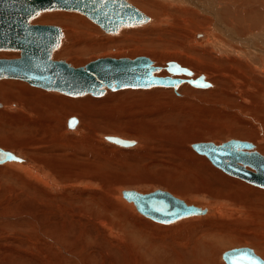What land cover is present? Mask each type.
I'll use <instances>...</instances> for the list:
<instances>
[{"label": "rangeland", "instance_id": "374dc122", "mask_svg": "<svg viewBox=\"0 0 264 264\" xmlns=\"http://www.w3.org/2000/svg\"><path fill=\"white\" fill-rule=\"evenodd\" d=\"M52 11L39 14L33 21L36 24H54L62 28L65 35L62 43H66L61 45L60 51L56 49L55 60L63 59L79 67L97 58L134 59L146 56L153 60L155 66L161 67L155 71L157 76L169 75L165 69L167 62L176 61L193 71V75L182 74L180 78L195 79L203 75L204 80L212 82V85L198 88L185 81L178 89L154 86L147 89L113 90L105 87V92L101 95L90 96L88 93L87 96L79 97L78 100L83 98V102L76 105L71 99L78 96L63 93V99H47L45 95H34L28 91L23 93L18 84L21 83V87L33 86L26 81H13L7 77L0 79L4 83L10 82L4 89L7 93H17L9 95L7 99L0 96V102L3 103H0V114L7 116H0V141L8 142L10 147H6V150L26 161L24 169L19 166L21 163L10 166L8 163L0 164V264H77L78 259H82L85 264H120L117 255H123V264H133L132 257L127 252L128 245L131 244V235L127 236V233H131L130 227L135 233L144 232V238H141L140 242L150 249L147 256L137 257L138 264H207L209 253H212L211 262L226 264L224 252L239 246L247 247L249 243L248 247L256 254H262L264 189L228 175L213 165L205 155L198 154L192 148L200 142L221 144L230 139H239L252 142L255 148L250 152H259L264 156V108L255 103L241 102L245 94L243 86L240 85V76L244 75L242 78L245 82L250 78L247 68L243 67L244 63L252 62L249 56L246 57L249 44H237L226 38V42H229L224 51L213 50L212 45H207L206 42L198 45L197 42L205 40L201 38L202 35L211 31L216 34L214 23L199 27L195 20L202 18L194 17L195 20L192 18L191 23L186 25V22L182 21L184 18L182 23L179 22L181 16L174 11L171 13L174 18L164 24L127 26V29H124L127 32L124 33L123 30V34L118 36L105 32L100 25L82 13ZM59 13H77L83 19L69 18L71 21H67L65 17H51ZM163 16L155 15L152 18L155 22ZM71 27L76 34H72ZM184 27L186 29H183ZM88 44L94 46H88L86 49ZM68 47L72 49L58 56ZM234 48L242 49L243 54L237 55ZM18 57L19 51H0V58ZM231 59L234 60L233 63L229 61ZM239 64H242V67ZM235 67L242 69L237 70ZM242 70L245 74L241 75ZM237 90L241 94H237ZM10 99L9 108L4 109ZM21 111H24V117H15ZM76 116L80 121L78 128L74 130L75 127L70 128L69 124L68 128L62 127V121L66 125L68 118ZM118 135L135 140L138 145L123 148L104 140V136ZM39 144L45 148L54 146L53 150L57 148L61 152L37 153ZM69 144L81 145V150H87L88 157H73L69 151L64 152L71 148ZM189 147L192 151H188ZM74 156L78 155L75 153ZM73 162L80 165L72 166ZM246 168L255 171L250 167ZM30 169L51 172L56 179L54 185L60 189L40 188L39 185L43 183L32 175L31 178L28 171ZM70 169L71 174H65ZM166 174H170L177 185H162L160 181ZM83 176L98 182L92 184V187L85 186L84 180L80 183L77 181ZM128 189L141 193L163 189L179 196L178 191L182 193V197L179 196L181 199L205 209V213L177 224H161L144 217L136 209L146 221L137 218L131 224H125V235L118 230L111 239L109 236H102L100 245L92 240L85 241V221L79 222L77 216L83 214L85 209L88 213L89 209L94 208L92 202L88 203L92 200L87 199H96L98 204L95 211L104 213L107 210H102V207H109L107 197L112 195L117 199L121 198L122 192ZM79 194L84 196L83 200L77 199ZM83 202H86V205ZM79 205L82 210L85 208L83 211L79 209L81 212L77 209ZM70 212L73 213L71 216ZM147 221L160 227L150 233L146 231ZM186 221L188 222L184 223ZM176 225L179 226L173 227ZM171 226L172 229L162 228ZM205 234H213V237ZM69 236L73 237L72 242L68 241ZM125 239L130 240L129 244ZM181 241L186 245V249L179 246ZM209 245L217 246L209 248ZM108 248L111 250H106ZM87 254L93 257L94 263H86Z\"/></svg>", "mask_w": 264, "mask_h": 264}, {"label": "water", "instance_id": "95a60500", "mask_svg": "<svg viewBox=\"0 0 264 264\" xmlns=\"http://www.w3.org/2000/svg\"><path fill=\"white\" fill-rule=\"evenodd\" d=\"M56 9L79 11L108 33H116L123 26L143 24L149 19L128 0H0V50L20 51L18 58H0V78L17 77L32 85L73 96L84 93L101 95L105 87L115 90L165 85L178 89L185 81L198 87L212 85L204 80L203 75L195 79L173 77L172 74L193 75L191 69L176 61L167 62L165 69L169 75L157 76L155 71L161 67L155 66L153 60L146 56L134 59L97 58L79 67L63 59L55 60L53 53L61 44L62 28L54 24H34L32 21L42 12ZM70 122V125H75L77 119ZM107 139L121 145L134 143L119 136H107ZM251 147L252 142L239 139L221 144H194L197 151L207 154L227 172L264 187V156L246 150ZM12 157L17 156L0 150V163ZM245 165L255 168L256 172L248 170ZM123 196L133 201L141 213L162 223H173L205 212V209L188 204L163 189L150 193L128 189L123 191ZM223 258L227 264H264V259L250 247L230 249L224 252Z\"/></svg>", "mask_w": 264, "mask_h": 264}, {"label": "bare ground", "instance_id": "6f19581e", "mask_svg": "<svg viewBox=\"0 0 264 264\" xmlns=\"http://www.w3.org/2000/svg\"><path fill=\"white\" fill-rule=\"evenodd\" d=\"M129 2H131L132 4H134L135 6H137L138 8L140 7L141 9H143V10H145L146 11V13L145 14H147L150 18L147 20V22H145V23H143V25L145 24V25H149V24H154V26L156 25V24H161V23H163L164 24V22H167L168 20H170V19H172V17L174 18V16H172V11H174V12H176V14H178L179 16H181V19L179 20V22L180 23H182L181 22V20L184 18V20H182V21H184V22H186V25L187 24H189V23H191V19L193 18L194 20H195V18L194 17H199V18H202V20H199V19H197V20H195L196 22H197V24H198V26L200 27L201 25L202 26H204V24H206V23H214V25H215V28H216V34H215V32L214 31H211V33H206L205 35H202L203 37H201V38H205V40L204 41H202V42H197V44L198 45H201V44H203V43H205L206 42V44L207 45H212V49L213 50H223L224 51V48H227L226 47V45H227V43L229 42H226V40L228 39V40H230L231 42H236L237 44H242L243 45V43L245 42V44H249V46L248 47H250L248 50H249V53H252V54H249L248 52V54H246V57L247 56H249L250 58H251V61L252 62H250V63H244L243 64V67H246L247 68V70H248V73H249V75H250V78L248 79V82H245L244 81V75L241 77L240 76V79H242V80H240V82H242V84H240V85H242L243 86V88H244V94H245V96H244V100L243 101H241L242 103H249V104H253V103H255V105L257 104V105H259L260 107H262V108H264V0H128ZM139 8V9H140ZM140 9V10H141ZM56 10H59V12L60 11H70V12H79V11H76V10H65V9H56ZM52 11V10H51ZM53 12V11H52ZM43 13V12H42ZM54 13V12H53ZM64 13V12H63ZM79 13H81V12H79ZM83 14V13H82ZM162 14L164 15L163 17H165V19L163 18V17H159V19H157V20H155V22H154V20H153V16H155V15H157V16H159V15H161L162 16ZM85 15V14H84ZM86 16V15H85ZM170 16V17H169ZM203 16H205V17H203ZM52 18H55V19H57V18H63V17H65L66 18V20L67 21H71L69 18H71L72 20H74V19H78V18H82L83 19V17L80 15V14H61V13H59V14H57V15H52L51 16ZM81 20V19H80ZM176 20V19H175ZM37 22V21H36ZM94 22V21H93ZM32 23H34V24H36L35 23V21H32ZM62 23V22H61ZM75 23V22H74ZM184 24V23H183ZM70 25H72V24H70ZM74 26V25H73ZM161 26V25H160ZM165 26H166V24H165ZM86 27H88V26H86ZM131 27H135V26H131ZM191 27V26H190ZM85 28V27H84ZM127 29V26H123L122 28H120L119 30H118V32H116V33H111L112 35H120L122 32H123V30L124 29ZM160 28V27H159ZM210 28V27H209ZM67 29V28H66ZM183 29H186L185 27L183 28ZM201 29V28H200ZM206 29V28H205ZM210 29H212V28H210ZM69 30V29H68ZM125 31V30H124ZM71 32H72V34L74 35V34H76L77 32H75L74 33V30H72V27H71ZM88 32V31H87ZM127 31H125L124 33H126ZM219 32V33H218ZM204 33V32H203ZM70 34V33H69ZM81 34V33H80ZM79 34V35H80ZM83 34V33H82ZM85 34V33H84ZM123 34V33H122ZM64 34H63V36H62V39H61V44H60V46L57 48V50L61 47V45L63 46V43H62V41H64L63 40V38H64ZM86 36V35H85ZM84 35H83V37H85ZM93 36V35H92ZM70 37V36H69ZM89 37V36H88ZM198 37V36H197ZM81 38V37H80ZM227 38V39H226ZM67 39V38H66ZM84 39V38H83ZM120 39V38H119ZM117 41H118V39H117ZM196 42V41H195ZM194 42V43H195ZM65 43H66V41H65ZM64 43V44H65ZM77 43V42H76ZM235 43V44H236ZM234 44V43H233ZM197 45V46H198ZM229 45V44H228ZM67 46V45H66ZM66 46H64V47H66ZM71 46H72V44H71ZM88 46H94V44H91V45H87V47H85L86 49L88 48ZM237 46H240V45H237ZM247 46V45H246ZM73 47V46H72ZM72 47H68V48H66V49H64L63 51H61L60 53H59V55L58 56H60V54H62V53H64L66 50H71L72 49ZM231 47V46H230ZM230 47H228V48H230ZM248 47H246V49L248 48ZM236 48V47H235ZM234 48V52L235 53H237V55L238 54H243V53H241V51H242V49H240V48H237V49H235ZM74 49V48H73ZM232 49H233V47H232ZM240 49V50H239ZM4 50H8V49H4ZM57 50H55L54 51V53H53V58H55V55H57V54H55V52H57ZM83 50H85V49H83ZM245 50V49H244ZM1 51V50H0ZM16 51H18V50H16ZM59 51H60V49H59ZM79 51V50H78ZM20 52V51H19ZM69 52H71V51H69ZM68 52V53H69ZM77 51L75 50V53H76ZM78 53V52H77ZM76 53V54H77ZM233 53V52H232ZM65 54V53H64ZM67 54V53H66ZM82 54V53H81ZM84 54V53H83ZM245 55V54H244ZM67 56V55H66ZM240 59V58H239ZM230 62H234V60L233 59H231V60H229ZM245 61V60H244ZM248 61V60H247ZM72 63V62H71ZM219 63V62H218ZM235 64V63H234ZM223 65V64H222ZM236 65V64H235ZM234 65V66H235ZM242 65V64H241ZM240 64H239V66H241ZM163 66V65H162ZM234 66H232V67H234ZM221 67V66H220ZM226 67V66H225ZM231 67V66H230ZM237 67V66H236ZM235 67V68H236ZM242 67V66H241ZM238 68V67H237ZM236 68V69H237ZM232 69H234V68H232ZM242 69V68H241ZM241 69H237V70H241ZM221 70V69H220ZM223 70V69H222ZM245 70V69H244ZM235 71V70H234ZM168 72V71H167ZM240 72H242V73H240L241 75L244 73L245 74V71H240ZM169 73V72H168ZM247 73V74H248ZM183 74V73H182ZM182 74H172V76H175V77H179V76H183ZM224 75V74H223ZM247 77V76H246ZM2 78H4V77H2ZM2 78H0L1 80H2ZM10 79V80H13V79H17V80H21V81H26V82H28L27 80H24V79H21V78H17V77H7V79ZM248 78V77H247ZM0 80V81H1ZM4 80V79H3ZM215 80V79H214ZM246 80V79H245ZM14 81V80H13ZM16 82H18V81H16ZM20 82V81H19ZM12 83V82H11ZM29 84H31L30 82H28ZM212 83V82H211ZM8 84H10V82H0V96H2V98L3 99H7V97L9 96V95H13V93H15V92H11V93H7L6 92V90H4V89H6L7 88V86H8ZM18 84V83H17ZM17 84H15V85H17ZM21 84V83H20ZM20 84H18L19 86H20V88H21V90L23 91V93L24 92H26V91H28V92H31V94H34V95H45L46 97H47V99H50V98H61V99H63L64 97H63V93L64 92H62V91H59V90H54V89H46V88H43V87H40V86H36V85H33V86H30V87H21V85ZM191 84V83H190ZM238 84H239V82H238ZM237 84V85H238ZM192 85V84H191ZM214 85V84H213ZM223 85V84H222ZM36 86V87H35ZM156 86H164V87H172V86H165V85H156ZM155 86V87H156ZM192 86H194V85H192ZM41 88V89H39V88ZM151 87H154V86H151ZM194 87H198V86H194ZM17 88V87H16ZM148 88H150V87H148ZM174 88V87H173ZM198 88H201V87H198ZM19 89V88H18ZM107 89H110L109 87H107ZM120 89H124V88H120ZM125 89H133V88H130V87H126ZM134 89H144V88H134ZM145 89H147V88H145ZM117 90V89H116ZM208 90V89H207ZM212 91H214L213 89H212ZM21 92V91H20ZM216 92V91H215ZM218 92H219V90H218ZM15 94H17V93H15ZM14 94V95H15ZM20 94H22V92L20 93ZM65 94H67V93H65ZM90 94V96H92L91 95V93H89ZM88 93H84V94H81V95H76V96H78V97H76V98H74V99H71V100H73L72 102L74 103L75 102V104L76 105H79L80 104V102H83V98H80L81 100H78V98L79 97H83V96H87V95H89ZM237 94H241V92L239 91V90H237ZM55 95V97H52V96H54ZM69 95V94H68ZM20 96V95H19ZM71 96H73V95H71ZM39 97V96H38ZM43 99V98H42ZM56 100V99H55ZM11 101V99L7 102V104L8 105H6V104H4V105H6L5 107H4V109L5 108H9V102ZM22 101V100H21ZM25 101V100H24ZM1 103V102H0ZM73 103H71V104H73ZM234 103H236V101L234 102ZM2 105H3V103H1ZM233 104V103H232ZM21 105V104H20ZM23 106V105H22ZM73 107H75L74 105H72ZM234 106V105H233ZM20 107V106H19ZM29 108V107H28ZM60 109H62V107H59ZM68 108H71V107H68ZM243 108V107H242ZM75 109V108H74ZM20 110H21V108H20ZM31 110V109H30ZM261 110V109H260ZM33 111L34 110H32V113H33ZM4 112V111H3ZM7 112H9V109H8V111ZM36 112V111H35ZM1 113V112H0ZM4 114V113H3ZM10 114V113H9ZM32 115V114H31ZM0 116H2V117H7V116H4V115H2V114H0ZM11 116H13L12 114H11ZM72 116V115H71ZM236 116V115H235ZM256 116V115H255ZM15 117H24V111L22 112H20V114L19 115H17V116H15ZM63 117V116H62ZM234 117V116H233ZM74 117H72V118H68V120H67V123H66V125H65V123L62 121L61 123H62V127H64V128H68V124H69V127L70 128H72V127H75L74 128V130L76 129V128H78V123H80V121L78 120L79 118L76 116L74 119H76L77 118V123L75 124V125H70V121L73 119ZM264 118V117H263ZM20 119V118H19ZM130 119V118H129ZM89 120V119H88ZM91 120V119H90ZM261 120V119H260ZM60 121V120H59ZM65 121H66V119H65ZM69 122V123H68ZM87 122H89V121H87ZM244 123V122H243ZM242 125V124H241ZM117 127V126H116ZM39 131V130H38ZM11 133V132H10ZM118 133V132H117ZM12 134V133H11ZM113 134V133H112ZM119 136V135H118ZM128 137H130V136H128ZM125 139H127V138H125ZM171 139V138H170ZM169 139V140H170ZM57 140V139H56ZM59 140V139H58ZM104 140L106 141V142H109V143H111V144H114L115 146H120V147H123V148H129V147H133V146H136V145H138V143H137V141H135V140H133V144H131V145H121V144H118V143H115V142H112V141H109L108 139H107V136H104ZM131 140V139H130ZM48 141V140H47ZM57 142V141H56ZM59 142V141H58ZM67 142V141H66ZM7 143V144H6ZM71 143H72V141H71ZM258 143V142H257ZM0 144H2L1 146H0V150H5V151H7L6 150V147H10V144H8V142H1L0 141ZM65 144V143H64ZM67 144V143H66ZM71 144H69V146H70ZM190 145H191V143H190ZM62 146V145H61ZM257 146V145H256ZM259 146H260V144H259ZM53 147L54 146H48V147H43V145L42 144H39V148L36 150V152L37 153H40V154H45V153H54V154H57L58 152H61V150L59 151V149H57V148H54V150H53ZM56 147H58V146H56ZM79 147V148H78ZM192 147V146H191ZM191 147H189V149L191 148ZM194 150H195V152H197L198 154H200V155H205V157H207L209 160H210V162L213 164V165H215L217 168H219V169H221L222 171H224L225 173H227L228 175H231V176H233V177H236V178H238V179H241V180H245V179H243V178H241V177H239V176H237V175H234V174H231V173H229V172H227L226 170H224L223 168H221V167H219L218 165H216L214 162H213V160L207 155V154H205V153H200L199 151H197L195 148H194V146L192 147ZM255 148V146L253 145V147H251L250 149H246V150H252V149H254ZM82 148H81V145H71V148L70 149H66V150H64V152H67V153H71V156L73 155V157H79V156H85L86 158L88 157V154H87V150L85 149L84 151L83 150H81ZM63 150V149H62ZM9 152H12V151H10V150H8ZM69 151V152H68ZM188 151H192L191 149L190 150H188ZM253 152H255V151H253ZM13 153V152H12ZM75 153L78 155V156H74L75 155ZM150 154V153H149ZM191 155H192V153H191ZM17 156V155H16ZM193 156V155H192ZM19 157V156H18ZM18 157H12V158H9V159H7L6 161H4V162H2V163H0V164H7L8 163V165L10 166L11 164L12 165H14V164H18V163H21V165H19L20 167H21V169H24V167H23V165L24 164H26V161H25V159L24 158H18ZM82 158V157H81ZM199 158V157H198ZM69 160V159H68ZM67 160V161H68ZM15 161V162H14ZM33 161V160H32ZM79 162V161H78ZM28 163V162H27ZM41 163V162H40ZM77 162H73L71 165L72 166H74V165H76V167L77 166H79L80 164L78 163V164H76ZM239 164H241L242 165V163H239ZM19 166H17V167H19ZM67 166H68V164H67ZM85 166V165H84ZM29 167V166H28ZM71 167V166H70ZM81 167H82V165H81ZM245 167H250V168H252V169H254L255 171H252V172H256V169L255 168H253V167H251V166H249V165H245ZM51 168H53V167H51ZM50 168V169H51ZM74 168V167H73ZM85 168V167H84ZM54 169V168H53ZM72 169V168H71ZM70 169V171H68V172H66L65 174H71L70 172L72 171ZM80 169V168H79ZM48 170V169H47ZM29 171V173H30V176L32 175L33 177H35V179L37 180V181H40V182H42L43 183V185H39V187L40 188H55V189H60V188H58L56 185H54V182H55V180L56 179H54L53 178V176L51 175V172H40V170H38V169H30V170H28ZM31 171V172H30ZM27 172V171H26ZM40 172V173H39ZM75 172V171H74ZM25 173V172H24ZM52 173H55V172H53L52 171ZM25 175V174H24ZM26 176V175H25ZM28 176V175H27ZM32 176H31V178H32ZM19 177V176H18ZM62 177V176H61ZM82 177V176H81ZM79 178V179H77V181L80 183L82 180H84V185L85 186H91L92 184H96L98 181H96L95 182V180L94 181H92V180H89L88 178H84L85 176H83V178ZM226 178H229V177H226ZM27 180V179H26ZM245 181H247V180H245ZM77 182V183H78ZM247 182H249V181H247ZM25 183V182H24ZM61 183H62V181H61ZM64 183V182H63ZM66 183V182H65ZM160 183H162V185L164 184L165 186L166 185H168V184H171L172 186H173V184H176L175 182H174V180H173V178L170 176V174H166V176L165 175H163V180H161L160 181ZM37 184V183H36ZM68 184V183H67ZM249 184H252V185H255V186H257V187H260V188H263L264 189V187H261V186H259V185H256V184H253V183H251V182H249ZM34 185V184H33ZM177 185V184H176ZM179 185V184H178ZM67 187V186H66ZM69 187V186H68ZM92 187V186H91ZM95 187V186H94ZM62 188H64V187H62ZM95 188H97V185H96V187ZM248 188V187H247ZM38 189V188H37ZM36 189V191H38ZM69 189V188H68ZM40 190V189H39ZM44 190V189H43ZM48 190V189H47ZM51 190V189H50ZM53 190V189H52ZM254 190V189H253ZM258 190H260V189H258ZM35 191V192H36ZM47 193V192H46ZM177 193L179 194V196L180 197H182V193H179L178 191H177ZM258 193H259V191H258ZM261 193V192H260ZM263 193V192H262ZM42 194H43V192H42ZM17 195V194H16ZM24 195V194H23ZM260 195V194H259ZM90 196H92V195H90ZM175 196H177V197H179L178 195H176L175 194ZM262 196V195H261ZM179 197V198H180ZM8 198V197H7ZM19 198V197H18ZM50 198H51V196H50ZM115 197L113 196L112 197V195H109L108 197H107V204L109 205V207H107V208H105V207H102V210L103 209H106L107 211L106 212H97V210L95 211V208H96V206H97V201H96V199H94V198H92V197H90V198H88L87 199V201L88 200H92V201H88V203H93V206H94V208H91V207H93V206H91L90 208L93 210V212H91V209H89L88 211V213H94V212H96V213H94V214H89L88 215V213H86L87 212V210H86V212H85V210H84V213L83 214H81V215H78L77 216V218H78V220H80L79 222H82V223H84L83 221H85V223H84V225H85V227H86V232L83 234V235H85V241H87V240H92L95 244H99L100 245V241H101V239L103 238V237H105V236H109V238L111 239V237L113 236V235H116V233H117V231L119 230V231H121L124 235L126 234V228H127V226L125 225V224H131L133 221H135L137 218H140L141 220H144V221H146L144 218H142L137 212H139V213H141L138 209H137V207H136V205H135V203L133 202V201H129V200H127L124 196H123V192H122V195H121V198L120 197H118V199H117V197L114 199ZM76 199V198H75ZM77 199H80V200H83L84 199V196L83 195H81V194H79V195H77ZM5 200V199H4ZM128 202H127V201ZM86 201V202H87ZM28 202V201H27ZM85 202V203H86ZM129 202H131V203H129ZM79 203H80V201H79ZM84 203V202H83ZM84 203V204H85ZM229 204H230V202H229ZM7 205V204H6ZM28 205V204H27ZM26 205V206H27ZM30 205V204H29ZM83 205V204H82ZM86 205V204H85ZM88 205V204H87ZM90 205V204H89ZM257 205V204H256ZM255 205V206H256ZM50 206V205H49ZM80 206V205H79ZM258 206V205H257ZM262 206H264V205H262ZM260 207V206H259ZM9 209V208H8ZM77 209L79 210H81V211H83L82 209H81V206L78 208L77 207ZM136 209H137V212H136ZM261 209V208H260ZM58 210V209H57ZM67 210H68V208H67ZM79 210V211H80ZM64 211H65V209H64ZM80 211V212H81ZM252 211H255V210H252ZM251 212V211H250ZM12 213V212H11ZM61 213V212H60ZM67 213H68V211H67ZM72 212H70L69 214H70V216L73 214H71ZM205 213V212H204ZM204 213H201V214H198V215H194V216H190V217H187V218H184V219H181V220H179V221H176V222H173V223H162V222H159V221H156V220H154V219H152V218H150V217H148V216H146V215H144L143 213H141L144 217H146V218H149V219H151V220H153V221H155V222H158V223H161V224H174V223H176L177 224V222H180V221H182V220H186V219H188V218H191V217H197V216H200V215H203ZM7 214V213H6ZM6 214H5V216H6ZM63 214V213H62ZM251 214V213H250ZM263 214V212L261 213V215ZM254 215V214H253ZM9 216V215H8ZM17 216V215H16ZM65 216V215H64ZM138 216V217H137ZM250 216V215H249ZM30 217V216H29ZM240 217V216H239ZM239 217H237V218H239ZM1 218V217H0ZM10 218H12V217H10ZM15 218V217H14ZM118 220H120V221H122V222H120V221H117V219ZM148 219V220H149ZM246 218L244 217V220H245ZM249 219V218H248ZM76 220V219H75ZM232 220V219H231ZM253 220V219H252ZM152 221V222H153ZM250 221V220H249ZM75 222V221H74ZM77 222V221H76ZM148 222V221H147ZM188 221H186V222H184V223H187ZM246 222H247V219H246ZM253 222V221H252ZM255 222V221H254ZM122 223V224H121ZM232 223V222H231ZM263 223H264V221H263ZM156 224V223H155ZM234 223H232V225H233ZM74 225V224H73ZM181 225H182V223H181ZM180 225V226H181ZM185 225V224H184ZM230 225V224H229ZM234 225H236V224H234ZM248 225V224H247ZM258 225V224H257ZM90 226H95V228H93V227H90ZM177 226H179V225H176V226H173V227H177ZM186 226H189V225H186ZM160 226H158V225H154V224H152V223H147L146 224V231H149L150 233H151V231H155L157 228H159ZM172 226L171 227H166V228H164V227H162L163 229H172L173 228ZM219 227V226H218ZM235 227V226H234ZM250 227V226H249ZM258 227V226H257ZM245 228H246V225H245ZM251 228H253V227H251ZM259 228V227H258ZM257 228V229H258ZM261 228V227H260ZM232 229V228H231ZM235 229V228H234ZM242 229H244V228H242ZM97 230H99V231H97ZM130 230H131V233H127V236L130 234L131 235V244L130 245H128V247H129V251H127V252H129V255H130V257H132V260L131 261H133L134 263L133 264H138V262H137V257L138 256H140V257H144V256H147V254L149 253V251H150V249H148L147 248V246H144V244H142L141 242H140V239L141 238H144L143 237V235H144V232H141V231H138V232H136L135 233V231L130 227ZM239 231V230H238ZM190 232V231H189ZM264 233V232H263ZM41 234V233H40ZM205 235H211L212 237H213V234H205ZM103 236V237H102ZM253 236V235H252ZM46 237V236H45ZM102 237V238H101ZM187 237V236H186ZM185 237V238H186ZM68 238V241H73V237H71V236H69V237H67ZM188 238V237H187ZM210 238V237H209ZM224 239V238H223ZM249 239V238H248ZM109 240V239H108ZM192 240V239H191ZM191 240H190V242H191ZM125 241L128 243V241H130V240H127V239H125ZM201 241V240H200ZM228 241H230V240H228ZM111 242V241H110ZM220 242L221 243H224V242H222V240H220ZM231 242H233V241H231ZM235 242V241H234ZM112 243V242H111ZM110 243V244H111ZM192 243V242H191ZM195 243V242H194ZM86 244V243H85ZM129 244V243H128ZM250 244V243H249ZM249 244H247L248 246H249ZM87 245V244H86ZM89 245V244H88ZM87 245V246H88ZM108 245V244H107ZM106 245V246H107ZM162 245V244H161ZM241 245V244H240ZM87 246H86V248H87ZM96 246H98V245H96ZM96 246H95V248H96ZM105 246V247H106ZM179 246L180 247H182L183 249H186V245L184 246V244H182V241H181V243L179 244ZM212 245H209L208 247L209 248H215V246H217V245H215V246H212ZM247 246V247H248ZM257 246H259V245H257ZM180 247H178V248H180ZM220 247V246H219ZM240 247V246H239ZM62 248V247H61ZM260 248V247H259ZM152 249V248H151ZM189 249V248H188ZM192 249V248H191ZM255 249H257L256 247H255ZM262 249V248H261ZM260 249V250H261ZM106 250H111V249H106ZM141 250H143V251H141ZM215 251V250H214ZM66 252H70V253H74L75 251H66ZM143 252V253H142ZM257 252V251H256ZM259 252V251H258ZM257 252V253H258ZM132 253V254H131ZM140 253H142L141 255H140ZM262 253V252H261ZM125 254V253H124ZM209 262L207 261V264H222V263H215V262H211V255H212V253H209ZM258 255L259 256H261L263 259H264V247H263V253L262 254H260V253H258ZM74 256V255H73ZM120 259H118V262L120 263V264H123V261L121 262V259H122V257H123V255H121V257L119 256V255H117ZM75 258V257H74ZM78 258V257H77ZM90 258V259H89ZM89 259V260H88ZM72 260V259H71ZM225 260V259H224ZM69 261V260H68ZM73 261V260H72ZM87 261H93V263H94V261L95 260H93V257H90V255L89 254H87V257H86V263H87ZM125 261V260H124ZM66 262H67V260H66ZM71 262V261H70ZM77 262L79 263V264H85V262L82 260V259H78L77 260ZM117 262V261H116ZM73 263V262H72ZM77 263V264H78ZM19 264V263H18ZM70 264V263H69ZM227 264V263H226Z\"/></svg>", "mask_w": 264, "mask_h": 264}, {"label": "snow or ice", "instance_id": "6c2138e0", "mask_svg": "<svg viewBox=\"0 0 264 264\" xmlns=\"http://www.w3.org/2000/svg\"><path fill=\"white\" fill-rule=\"evenodd\" d=\"M74 123V122H73Z\"/></svg>", "mask_w": 264, "mask_h": 264}]
</instances>
